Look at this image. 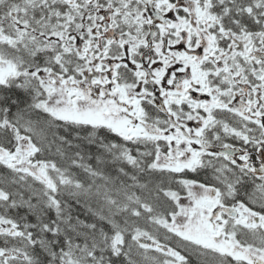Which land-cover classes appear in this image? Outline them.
<instances>
[{"label": "snow or ice", "instance_id": "obj_1", "mask_svg": "<svg viewBox=\"0 0 264 264\" xmlns=\"http://www.w3.org/2000/svg\"><path fill=\"white\" fill-rule=\"evenodd\" d=\"M0 264H264V0H0Z\"/></svg>", "mask_w": 264, "mask_h": 264}]
</instances>
